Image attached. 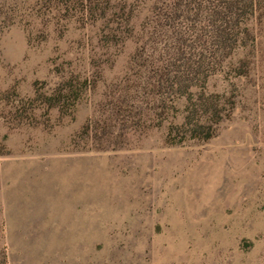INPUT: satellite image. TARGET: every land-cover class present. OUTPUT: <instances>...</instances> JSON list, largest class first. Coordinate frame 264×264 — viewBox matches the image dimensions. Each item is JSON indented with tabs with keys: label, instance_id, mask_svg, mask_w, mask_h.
Listing matches in <instances>:
<instances>
[{
	"label": "rangeland",
	"instance_id": "obj_1",
	"mask_svg": "<svg viewBox=\"0 0 264 264\" xmlns=\"http://www.w3.org/2000/svg\"><path fill=\"white\" fill-rule=\"evenodd\" d=\"M127 1L137 26L145 0ZM122 2L0 0V264H264V3L207 80L233 101L213 137L165 142L180 98L161 126L98 149L80 130L135 47L104 37L124 29ZM70 77L90 84L60 116L45 98Z\"/></svg>",
	"mask_w": 264,
	"mask_h": 264
},
{
	"label": "trees",
	"instance_id": "obj_2",
	"mask_svg": "<svg viewBox=\"0 0 264 264\" xmlns=\"http://www.w3.org/2000/svg\"><path fill=\"white\" fill-rule=\"evenodd\" d=\"M145 2L137 26L129 1L109 5L112 16L125 14L124 29L118 33L110 27L104 37L113 44L132 39L135 47L123 76L110 83L104 102L81 127L80 133L91 137L98 149L118 148L132 135L140 138L161 126L168 112H176L180 98L185 99L183 118L169 123L165 142L176 145L213 137L217 124L230 117L233 101L229 99L228 108L219 107L220 96L205 92L207 80L252 41L250 22L264 0ZM235 70L242 73L244 67ZM89 84L87 77L63 80L45 98L47 107H57L60 116L72 114Z\"/></svg>",
	"mask_w": 264,
	"mask_h": 264
}]
</instances>
